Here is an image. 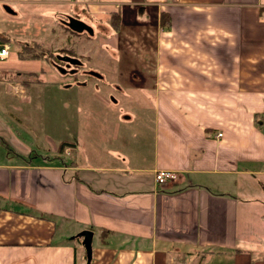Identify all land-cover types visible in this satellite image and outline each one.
I'll return each mask as SVG.
<instances>
[{"label":"crops","instance_id":"1","mask_svg":"<svg viewBox=\"0 0 264 264\" xmlns=\"http://www.w3.org/2000/svg\"><path fill=\"white\" fill-rule=\"evenodd\" d=\"M113 14L119 32H154L148 73L157 107H122L112 124L149 123L150 162L109 154L104 167L80 166L66 138L49 134V154L15 151L22 121L14 111L29 108L19 107L28 102L22 82L56 71L20 59L17 42L51 50L85 33L71 39L68 18L95 22L94 35L111 30ZM263 14L264 0H0V48L9 47L0 62L14 49L16 64L0 69V264H86L77 236L85 229L93 232L89 264H264ZM135 56L145 75L148 58ZM159 169L179 178L158 184Z\"/></svg>","mask_w":264,"mask_h":264},{"label":"rangeland","instance_id":"2","mask_svg":"<svg viewBox=\"0 0 264 264\" xmlns=\"http://www.w3.org/2000/svg\"><path fill=\"white\" fill-rule=\"evenodd\" d=\"M77 17L84 20L81 16ZM140 21L145 22V19ZM87 23L93 31L99 27L95 22ZM147 28L134 32L133 27H129L126 32H123L126 33L124 39L129 44L121 41L123 33L119 30L116 31L119 41H116L114 38L116 32L112 29H108L104 34L98 30L99 33L94 32L93 38H89L87 33L80 34L81 37H78L76 33L69 31L70 38L78 37V40L73 43L65 42L63 39L58 41L56 46L55 44L54 47L51 46V50L40 44L47 53H54L53 50H55L56 54L68 52L76 56L83 66L82 69L71 73L61 64L66 71L65 74L57 70L50 71L40 77L39 83L35 82V85L30 87L29 83L33 80L22 82L26 88L25 96L28 102L19 107L29 108H25V111L17 108L14 111L15 118L22 122L18 128H14L13 135L17 136L19 140L16 138L15 140L21 144L12 145V148L20 153H26L29 150L33 155H47L52 150L46 137L49 134L48 137L53 139L66 138L68 142L66 144L70 147L66 151L67 157L75 159L80 166L104 167L109 163V154L114 157L118 154L142 157L144 162L149 163L153 154L151 145L153 134L149 123L140 124L138 119H133L125 128L126 130L122 131H116L117 129H113L112 125L117 123V111L122 107H127L130 111H134L133 107H157L152 80L149 79L148 73L151 71L154 32L152 25ZM88 40L92 42L86 44ZM144 40H146L145 47H133L134 41L136 45H139L138 41ZM119 44L122 46L119 47ZM98 48H103L107 55L105 57L98 55L96 52ZM139 50L143 53L140 54ZM14 51L11 49L10 57L5 62H0L2 71L15 70ZM90 52L91 57H87ZM136 54L141 55L142 58H148L146 62L148 69L142 70L146 73L145 75L140 72ZM54 63H56L54 60L50 63L53 68H55ZM31 69V66H26L27 71ZM44 69L46 70V66ZM88 70L100 73L104 80L98 81L85 76L82 71ZM130 72H132L131 77H129ZM119 86L127 93L125 97L123 93L120 94ZM111 98L116 100V104L111 101ZM13 102L15 105L12 107H18L17 100L14 99ZM141 104L147 106H141ZM28 130L30 131L27 132ZM249 222L252 227L253 221L250 219ZM254 227L259 226L254 225ZM254 242L256 243V240Z\"/></svg>","mask_w":264,"mask_h":264},{"label":"water","instance_id":"3","mask_svg":"<svg viewBox=\"0 0 264 264\" xmlns=\"http://www.w3.org/2000/svg\"><path fill=\"white\" fill-rule=\"evenodd\" d=\"M70 31L74 32V33H77V34H81V33H87L88 35H93V29L77 20V19H73V18H68L66 22L63 23ZM56 60L57 62H60V63H66L68 66L67 67H70V66H81L82 63L79 62L77 59H74V58H71V57H68V56H57L56 57ZM54 67L56 68L57 71H59L60 73L62 74H65L66 71L65 69L61 68V67H58V66H55ZM91 77L95 78V79H98L100 81H102L104 78L103 76L98 73V72H95V71H91L88 73ZM114 103H116V100H114L112 98V100ZM78 237H82V244L84 246V249H85V253H86V264H89L90 261H91V258H92V238H93V232L91 230H88V229H85L81 232H79L77 234Z\"/></svg>","mask_w":264,"mask_h":264},{"label":"trees","instance_id":"4","mask_svg":"<svg viewBox=\"0 0 264 264\" xmlns=\"http://www.w3.org/2000/svg\"><path fill=\"white\" fill-rule=\"evenodd\" d=\"M162 18V16H161ZM165 17H163L162 21L164 20ZM110 27L112 29L113 32H116L119 30L120 28V16L118 14H113L110 16ZM163 25H164V21H163ZM64 26V29L67 30V31H70L65 25ZM72 32V31H70ZM73 33V32H72ZM1 44H7L9 42H11V40L9 39V37L5 36V35H1ZM18 46H19V52H18V57L20 59H24L26 58L24 55H29V58L31 59H35V60H39V59H44V60H47L51 63L52 60H54L56 63H59V64H63V63H60V62H57L56 60V57L57 56H68V57H71V58H74L76 59V56L74 55H70L68 52L67 53H60V54H56V53H47L43 47L40 45V44H37V43H34V42H17ZM73 54V52L71 53ZM79 62H81L79 59H77ZM15 76H25V75H22V74H15ZM66 144L63 142L60 144V147L59 149L62 150V148L65 146Z\"/></svg>","mask_w":264,"mask_h":264},{"label":"built area","instance_id":"5","mask_svg":"<svg viewBox=\"0 0 264 264\" xmlns=\"http://www.w3.org/2000/svg\"><path fill=\"white\" fill-rule=\"evenodd\" d=\"M262 18L264 20V14L262 15ZM9 55V47L6 45H3L0 48V60H4L8 57ZM222 136V133H217L216 137L219 138ZM155 182L158 184L161 183H168L175 181L179 178V174L176 171L173 170H167V169H159L155 171Z\"/></svg>","mask_w":264,"mask_h":264},{"label":"flooded vegetation","instance_id":"6","mask_svg":"<svg viewBox=\"0 0 264 264\" xmlns=\"http://www.w3.org/2000/svg\"><path fill=\"white\" fill-rule=\"evenodd\" d=\"M54 65L62 68L61 64H59V63H57V64L54 63ZM63 66L66 67L67 69H69V71H71V73H73V72H75V71H77V70L82 69V66H83V65H81V66H70V67H67L68 65H67L66 63H63ZM82 72L85 74V76L90 77V78H93V77H91V76L88 74L89 72H91L90 70H88V71H82ZM94 79H95V78H94ZM96 80H98V79H96ZM103 80H104V79H103ZM103 80H102V81H103ZM98 81H100V80H98ZM111 100H112V98H111Z\"/></svg>","mask_w":264,"mask_h":264}]
</instances>
